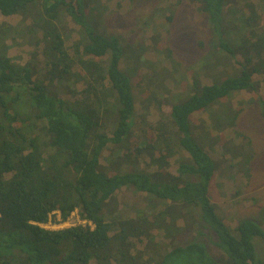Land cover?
Instances as JSON below:
<instances>
[{
    "label": "trees",
    "instance_id": "trees-1",
    "mask_svg": "<svg viewBox=\"0 0 264 264\" xmlns=\"http://www.w3.org/2000/svg\"><path fill=\"white\" fill-rule=\"evenodd\" d=\"M192 2L207 16L214 40L208 65L221 72L224 56L236 55L221 38L220 14L229 0ZM250 8L239 13L242 27L255 14ZM94 9L89 0H0V16L15 19L0 21V264H264L254 243L256 237L264 240L263 227L242 216L232 228L215 202L221 193L214 185L219 163L209 149L218 131L202 130L205 119L192 116L207 114L230 90H246L264 119V96L252 78L264 71L255 70L264 58L249 52L258 49L259 39L251 31L244 35L251 44L242 52L240 73L214 75L210 84L196 77L189 97L178 104L159 102L166 119L154 124L144 119L139 132L119 41L98 29ZM65 14L78 25L71 42ZM231 36L238 38L235 31ZM11 45L26 46L25 56L11 54ZM252 62L255 69L247 66ZM80 83L82 90L76 87ZM105 151L115 160L102 162ZM177 153L185 155L177 158L173 174L169 159ZM143 154L148 161L140 162ZM152 165L157 168L150 170ZM127 188L165 206L156 213L152 206L140 208L130 216L116 203L109 207L113 195ZM72 214L86 222L43 226ZM166 223L180 227L171 234L195 225L206 240L192 235L183 244L149 248L156 244L155 229L170 235Z\"/></svg>",
    "mask_w": 264,
    "mask_h": 264
},
{
    "label": "rangeland",
    "instance_id": "rangeland-1",
    "mask_svg": "<svg viewBox=\"0 0 264 264\" xmlns=\"http://www.w3.org/2000/svg\"><path fill=\"white\" fill-rule=\"evenodd\" d=\"M89 1L95 7L92 17L98 20V29L107 36L116 37L119 41L122 59L125 58L124 68L122 69V61L121 69L129 79L130 91L135 99L136 110L132 119L138 131L144 119L153 124L165 120L166 115L160 113L156 105L162 101L167 104H178L184 101L193 90L192 81L196 77L199 83L210 84L213 82L214 75L222 79L228 77L226 74L231 75L234 71L240 73L242 52L246 50L244 48L247 45L251 44L250 41L245 43L243 39H245L244 35L250 31L255 34L254 39H259L258 49H249L250 54L253 57L264 58V0H229L228 4H224L220 14L221 38L235 49L236 55L234 57L222 55L224 70L221 72H217L214 67L208 65L210 56L207 50H215L214 40L209 33L207 16L199 13L192 0ZM251 2L253 4L250 5ZM251 6L255 14L242 27L239 24V13L252 11ZM167 15L171 16L169 20ZM14 20L0 16V21ZM63 20L69 28L65 31L66 42H71L77 38L78 25L66 14ZM244 21L246 22V18ZM233 31L238 34L237 39L231 36ZM216 36L219 37L220 34L217 33ZM27 50L26 46L11 45L9 52L13 55L25 56ZM228 62L227 67L225 65ZM247 66L255 69L254 62ZM255 70L256 72L264 70V63ZM252 78L258 86V91L264 96V71L254 74ZM76 87L82 90L84 85L80 83ZM228 95L230 97L227 100L221 99L217 102V106L214 103L207 108L208 115L193 113L192 116L195 119H205L202 122V130L214 127L218 131V139L209 149L211 157L219 163L214 180V185L221 192L217 195V201L215 200L219 206L217 207L228 218L232 228L237 225L240 217L249 216L257 223L259 222L258 224L264 230V119L259 114L257 102L251 98L252 93L246 90L240 92L230 90ZM62 96L69 98L68 94H62ZM235 114L237 117L233 121L231 117ZM199 132L200 127L194 130L195 135ZM105 133H110V130L105 129ZM153 134L156 132L154 131ZM155 141L158 142V146H161L158 137H155ZM106 155L108 151H105L104 156L101 157L104 159L102 162L115 160V158L105 157ZM180 155L182 158L185 154L177 153L169 159L168 170L173 174H176L177 158ZM144 156L145 154L140 157V162L148 161V156ZM153 168L157 166L152 165L150 170ZM113 197L115 199L109 202L111 204L109 207H113L112 203H116V209H120L119 211L126 209L127 216L141 213L140 208L146 210L150 206L156 213L165 206L162 200L152 205L150 199L154 197L153 195L146 199V202L142 199L143 195L131 188L123 189L118 194L115 193ZM135 199H138V203L132 209L130 205ZM125 204H128L127 208ZM73 214L65 222H49L43 226L57 229L86 222L80 221ZM165 227H168L170 235L164 234L163 229H155L156 244H151L149 248L156 249L164 246L168 248L172 244H183L193 236H197L196 238L202 241L206 240L195 225L191 231H181L179 234L171 233L180 227L169 226V223H166ZM201 230L206 231L204 228ZM254 243H256L258 256L264 259L263 238L256 237ZM209 246L216 256L220 255L215 246ZM142 247L138 246V248Z\"/></svg>",
    "mask_w": 264,
    "mask_h": 264
},
{
    "label": "bare ground",
    "instance_id": "bare-ground-1",
    "mask_svg": "<svg viewBox=\"0 0 264 264\" xmlns=\"http://www.w3.org/2000/svg\"><path fill=\"white\" fill-rule=\"evenodd\" d=\"M172 11V10H171Z\"/></svg>",
    "mask_w": 264,
    "mask_h": 264
}]
</instances>
